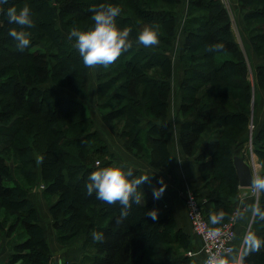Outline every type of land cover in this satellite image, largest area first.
I'll use <instances>...</instances> for the list:
<instances>
[{"label": "trees", "instance_id": "obj_1", "mask_svg": "<svg viewBox=\"0 0 264 264\" xmlns=\"http://www.w3.org/2000/svg\"><path fill=\"white\" fill-rule=\"evenodd\" d=\"M177 1L8 0L0 6L5 9L0 13V208L4 210L0 229L14 215L5 227L7 235L18 226L27 233L24 241L13 245L5 264H49L50 247L37 209L27 197L39 178L37 163L45 192L57 196L49 210L59 240L68 241L84 232L83 245L92 244L93 251L76 264H196L170 246L180 242L184 249L191 240L176 228L172 215L157 210L154 196L147 203H133L128 216L117 224L119 203L110 205L96 199L95 193L86 194L89 174L112 166L110 161H93L96 154L106 155L108 147L93 128L84 102L62 96L55 88L40 86L52 79L77 94L85 93L87 68L68 37L73 28L87 30L94 26L91 6H119L117 25L132 29L131 41H138L141 24L147 22L159 26L158 38L168 44L175 27L173 6ZM238 1L251 47L260 60L253 67L256 84L264 88V0ZM25 4L30 6L34 26L25 29L31 43L20 52L17 42L8 35L10 28L18 26L8 23L6 10L12 6L19 10ZM188 4L182 57L186 73L180 85L184 120L179 140L185 154L198 164L207 185L212 186L215 213L222 210L225 215L216 224L210 222L219 225L230 217L239 189L232 157L246 150L239 140L249 120L252 91L247 61L234 39L226 8L219 0H188ZM40 41L45 45L49 41L54 51L32 49ZM213 44H221L222 48L209 52ZM153 66L162 69L160 79L149 75L148 69ZM169 70L164 49L140 59L120 57L106 68L97 67L102 92L114 88L102 107L117 100L115 107L103 111V121L123 137L129 152L167 174L172 172L164 125ZM254 141V152L264 168V124ZM1 152H9L16 160L17 176ZM133 174L137 177L136 171ZM259 175L264 176V169ZM257 208L264 212V192ZM153 209L157 211L155 220L146 215ZM254 224L264 231V219L257 213ZM93 230L104 234L103 242L93 239ZM244 261L264 264V246L259 252L245 255Z\"/></svg>", "mask_w": 264, "mask_h": 264}, {"label": "crops", "instance_id": "obj_2", "mask_svg": "<svg viewBox=\"0 0 264 264\" xmlns=\"http://www.w3.org/2000/svg\"><path fill=\"white\" fill-rule=\"evenodd\" d=\"M240 18L237 24L243 31L242 26L246 25L242 21L243 17L241 16ZM231 30L234 32V25H231ZM236 40L238 41V39ZM252 57L255 58V61H253L254 64L260 61L255 55ZM177 61L179 62V59H177ZM179 82L180 76L177 79V84ZM178 90H180V87ZM180 104L181 97L179 91V97L176 98V102L172 108V104H169L167 115L164 120V125L166 127L167 148L172 168L171 174H167L164 171L151 166L145 160L136 157L125 149L121 137L104 124L101 118H97L96 120L94 119V123L95 129L99 132L102 140L109 148L108 150L110 155L105 158L104 161H110L112 165L117 164L131 167L134 171H136L137 177L141 175L150 176L148 182L140 185V191L144 194V201L142 200L141 203H147L149 199L154 196V188L159 189L163 187L164 191L160 198L157 199V210L160 213L172 215L176 221V228L192 235L191 249L195 251L200 248V239L194 236L191 232V227L186 215L184 196L188 191H194L209 216L210 214L215 213V204L210 194L209 186L199 172L198 164L194 161L193 157L186 155L181 147L179 135L180 126L184 118H182L180 114ZM241 194L245 195L241 197ZM39 198L40 197L35 196L32 202L36 206L39 223L43 226L48 244L53 251V258L50 260V264H54L55 261L59 264L81 262L83 260V256L87 252L81 245L79 238L71 241L69 244H61L57 240L56 232L53 227V218L49 214V210L47 212L46 210H43V203L40 207ZM253 205V197H251L249 189L247 188L241 189L239 196L232 203L231 215L235 212L237 220V234L234 241L235 254L244 255L243 239L249 231L256 233V235L260 238H263L264 236V231L256 228L254 224L255 220H251L253 214L251 206ZM42 210L45 213H42ZM241 213L243 214L242 218L240 216ZM0 219L2 218L0 217ZM12 242L13 235H7L5 227L0 229V264H5L7 262L11 253Z\"/></svg>", "mask_w": 264, "mask_h": 264}, {"label": "clouds", "instance_id": "obj_3", "mask_svg": "<svg viewBox=\"0 0 264 264\" xmlns=\"http://www.w3.org/2000/svg\"><path fill=\"white\" fill-rule=\"evenodd\" d=\"M8 3V0H0V6ZM92 12L91 20L94 26L87 30L73 28L69 32V40L75 41L74 48L82 58L83 65L86 68L95 69L99 66L108 67L115 63L124 53L132 48V42L129 39L132 29L124 27L121 29L117 25L116 18L120 15L119 6L112 4L93 5L89 8ZM5 9L0 7V13ZM6 16L9 24L17 25L9 29L8 35L16 42L17 50L23 52L31 43L30 33L25 29L34 26L30 6L25 4L17 10L15 6L8 7ZM138 43L144 47H152L159 44L158 34L151 26H146L137 37ZM222 48L221 44H213L208 48L209 52H214ZM42 162V158L38 161ZM149 175L134 176L133 169L126 165L113 164L112 166L98 168L92 171L88 176L86 183V194L88 196L95 193L96 199L107 204L119 203L121 206L120 217L116 223H122L132 204H141L144 201V194L140 191V185L149 181ZM251 187L257 192H264V176L254 175L251 179ZM164 188L153 189L154 198H160ZM261 219H264V212L256 206H251ZM153 220L157 218L155 209L146 213ZM221 210L210 214V221L213 224L218 223L223 217ZM241 218L243 214H240ZM216 231V230H214ZM93 239L97 242L104 241V234L93 230L91 233ZM244 255L235 254L231 249L224 255H215L210 257L205 264H245L244 256L252 252H259L264 246V239L258 237L256 233L249 231L243 239Z\"/></svg>", "mask_w": 264, "mask_h": 264}, {"label": "rangeland", "instance_id": "obj_4", "mask_svg": "<svg viewBox=\"0 0 264 264\" xmlns=\"http://www.w3.org/2000/svg\"><path fill=\"white\" fill-rule=\"evenodd\" d=\"M219 2L226 8V11H227V14L229 17V21H230V26L234 25V32H233L234 39L235 40L238 39V41L237 40L236 41L239 44L240 49L242 50V53L244 54L245 59L247 61V65H248V79H249L250 84H251L252 95H251V101H250L249 120H248V123H247L244 131L240 135L241 138L239 141L243 143V146H245V149H246L245 153L249 157L250 156L249 152L251 151V149L254 152L255 144H257V142L255 143L254 140H256V134L258 132V129L261 128L264 124V88L258 87L256 84L255 74L253 72L254 71L253 70V67H254L253 61H255V58L252 57L255 54L253 53V49H252L250 41H249V36L247 34V31H246V26H242V29H243V31H242L241 27L238 26V24H237L239 21V18L241 16L243 17V11L239 6V1L238 0H219ZM173 7H174L173 11L175 12V15H176L175 27H174L173 34H172L168 44H164L162 41L159 40L158 45L146 48L143 45L139 44L138 41L135 42L134 40H132L131 41L132 45H133L132 48L121 56L122 59H126V58L140 59L141 57H143V55L147 54L149 56V53H152L156 50H160V49L165 50V54H166L167 59H168L169 64H170V70H169V76L167 78H166V76H163V77H164V79L166 78L168 80L169 85H170L169 95H168V107H169V104L170 105L172 104L171 108L173 107L174 103L176 102V98L179 97V91L180 90H178V88L180 87V85H181L180 82L183 81L184 75L186 73L185 72V66H184L185 61H184V58H182V57L185 53V24L187 22L186 16H187V13L189 11L188 10L189 9L188 0H178ZM240 20H241V18H240ZM242 21L244 24H246L244 21V18L242 19ZM146 26H151L153 28V30H155V31H157L156 29H157V27H159L157 24H149L147 22H143L141 24V29L143 30ZM236 27H237V29H236ZM70 43L73 46L75 41L71 40ZM50 44L51 43L49 41L47 42L46 45L43 44L42 41H40L35 46H33L32 49L38 50V51H43V50L46 51L47 50V52L49 53L50 51H54V47H55L52 44H51V46H49ZM219 55H221V54H217V56H219ZM177 59H179V62L177 61ZM195 64L197 65L196 62H195ZM179 65H180V67H179ZM204 69H207V68H204ZM97 73H98L97 68H95V69L87 68V76L85 79V88H84L85 93H83V95L77 94L75 91H73L68 86L55 83L52 79H48L47 81L41 83L40 86L42 88H45V87L55 88L62 96L67 97V96L72 95L74 97H77L82 102H84V104L87 107L88 115L92 120L93 128L95 129L94 119L96 120L97 118H101L102 122L104 124H106L102 119V113H103V111L104 112L109 111L110 109L115 107L116 101H117V100H112V101H110L109 106L102 107V103L108 99L110 92L114 88L112 87L107 92H102L101 88H99V84H98L99 80L97 78ZM148 73H149V75L153 74L154 76H157V79H160L163 75L162 69L159 66L150 67L148 69ZM178 75L180 76V82H179L180 84L179 83L177 84V79L179 78ZM103 79L104 78L101 77L100 80H103ZM180 97H181V95H180ZM180 114H181V112H180ZM181 116H182V118H184V116L182 114H181ZM251 122L254 124V128H250L249 124ZM110 129L121 137V139L123 140V144H124L123 137L116 130H114L112 128H110ZM100 138L102 139L101 136H100ZM107 147H108V145H107ZM125 149H127V148L125 147ZM1 153H2V155L5 156V159L9 165L10 171L13 173L14 176H17L18 171H17L16 166H15L17 163L16 160L11 157L9 152H6V153L1 152ZM254 154H255V162H256L255 171H256V175H259V172L261 171V169H264V168H262V164L260 162V159L258 158V156H256L255 152H254ZM109 155H110L109 151L106 153V155H97L96 154V156H95L96 158H94L93 161L96 160L95 162H96V164H98V163L104 161L105 158L109 157ZM136 157H138V156H136ZM138 158H140V157H138ZM97 159H99V160H97ZM141 159H143V158H141ZM143 160H145V159H143ZM40 169H41L40 164L37 163L36 170H37V174H38L39 178L37 177V182H35V184L31 186L30 191L27 194V197L29 198V200H31V202L35 196L40 197L39 198L40 207L42 206V203H43L44 204L43 210H46V212H47L49 210L51 204L56 200L57 196H56V194H48L45 192V187L43 185H46V184L40 178V172H41ZM209 189H210V193H212L211 192L212 191L211 185H209ZM241 189H243V188L239 187V189L237 190L235 198H233V201H235L236 198L239 196V192ZM247 189H249V193L251 194V197H253L254 206L257 207V205L259 203V198H260L261 192H257V191L253 192V190L250 187ZM244 195L245 194H241V197H243ZM43 210L41 212L45 213V212H43ZM3 211H4L3 208H0V214ZM49 214L52 217L50 210H49ZM13 217H14V215H11L7 218L8 222L5 224V227H7L8 223L10 221H12ZM255 217H256V213L253 211L251 220L252 219L255 220ZM55 232H56L57 240L61 244H69V243H71V241L79 238L81 245L83 246V248L87 252L85 255H88V253L93 251L92 244L88 243V244H86V246L83 245V241L85 240L84 239L85 238L84 232H82L80 234L79 233L76 234L77 236L74 237L73 239L71 237L72 240L69 239L71 241L59 240L58 235H57V231L55 230ZM184 234H186L189 237V241L191 240V242H192V235L187 234L185 232H184ZM11 235H13V242H12L13 243L12 247H13L14 244L24 241V239L27 236V233L20 226H18L16 228V230H14V232ZM185 245L187 246V244H185ZM170 246L172 247V249H175V250L181 252L180 254L184 253L182 255L188 256L191 259H193L196 262V264H199V261L201 259L199 254H196V253L192 254V255L187 254V251L189 249H191V245L182 249V244L180 242H176L174 244L173 243L170 244ZM12 247H11V249H12ZM50 251H51L50 252L51 255L49 257V264H50V260L53 258V251L51 250V248H50ZM19 263H21V262H19ZM79 263H81V262H79ZM72 264H76V263H72Z\"/></svg>", "mask_w": 264, "mask_h": 264}, {"label": "built area", "instance_id": "obj_5", "mask_svg": "<svg viewBox=\"0 0 264 264\" xmlns=\"http://www.w3.org/2000/svg\"><path fill=\"white\" fill-rule=\"evenodd\" d=\"M249 126L250 128H254L252 122ZM249 155L250 156L248 157L245 153V158L252 164L255 170V154L252 149L249 152ZM250 188L253 192L255 191L252 187ZM184 204L191 232L194 236L200 239V248L195 251L189 249L187 251L188 255L195 253L199 254L201 257L199 264H205V262L212 256L224 255L229 249L234 252V241L237 234L235 212L221 224L212 225L206 216L203 205L194 191H188L186 193L184 196Z\"/></svg>", "mask_w": 264, "mask_h": 264}, {"label": "water", "instance_id": "obj_6", "mask_svg": "<svg viewBox=\"0 0 264 264\" xmlns=\"http://www.w3.org/2000/svg\"><path fill=\"white\" fill-rule=\"evenodd\" d=\"M232 160L238 177V186L241 188L251 187V179L255 175V170L252 164L245 158L244 151L240 150L238 153H235ZM54 264L59 263L55 261Z\"/></svg>", "mask_w": 264, "mask_h": 264}]
</instances>
